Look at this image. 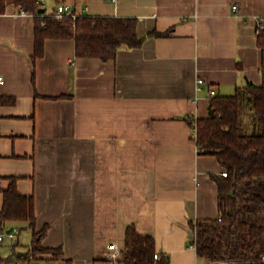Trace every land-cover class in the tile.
I'll use <instances>...</instances> for the list:
<instances>
[{"label": "crops", "instance_id": "obj_1", "mask_svg": "<svg viewBox=\"0 0 264 264\" xmlns=\"http://www.w3.org/2000/svg\"><path fill=\"white\" fill-rule=\"evenodd\" d=\"M42 1L52 13L55 1ZM66 3L78 15L137 18L140 36L169 35L108 61L48 38L34 58L35 15L15 4L0 13L2 189L17 178L33 196L36 229L48 226L43 245L71 264H108L107 245H121L129 225L153 236L170 264H206L190 224L218 216L214 176L224 168L200 152L188 117L210 115V88L234 95L262 82L264 0ZM3 201L0 192V211Z\"/></svg>", "mask_w": 264, "mask_h": 264}, {"label": "trees", "instance_id": "obj_2", "mask_svg": "<svg viewBox=\"0 0 264 264\" xmlns=\"http://www.w3.org/2000/svg\"><path fill=\"white\" fill-rule=\"evenodd\" d=\"M52 13H40L45 8L42 0H0V13L15 4L35 15L34 58L45 53L48 38L74 39L76 56L98 57L104 61L114 59L122 47H141L148 36H166L167 32L151 31L138 34V19L134 17L92 16L79 14L58 19L55 11L66 0H54ZM76 13V10L73 9ZM259 44L264 52V29L259 30ZM262 82L247 85L234 95H216L210 98L214 115L190 116L197 123L194 139L203 154L214 155L227 171V176H214L218 184L219 211L216 218H203L191 222L195 233L194 244L200 259L207 264H264V56L261 66ZM251 116L252 124L244 117ZM244 116V117H243ZM0 192L4 194L0 211V229L14 221H29L33 238L29 250L13 252L1 260L30 262L42 259L43 254L61 258V247L43 245L48 226L36 229L33 196L18 191L16 177ZM156 240L142 235L129 225L121 244L120 264H170L169 257L157 254ZM69 262V261H68Z\"/></svg>", "mask_w": 264, "mask_h": 264}, {"label": "built area", "instance_id": "obj_3", "mask_svg": "<svg viewBox=\"0 0 264 264\" xmlns=\"http://www.w3.org/2000/svg\"><path fill=\"white\" fill-rule=\"evenodd\" d=\"M22 12H25L22 7H20ZM235 9H238L237 6H235ZM56 17L60 20L66 15L72 16L74 19L77 18L78 14L73 11V8L68 3H62L59 4L56 11H55ZM264 29V23L259 24V30ZM6 82V79L3 74L0 73V84H4ZM205 80L203 78L198 79V87L201 89V87L204 85ZM210 98L217 95V90L215 88H210L209 91ZM195 130L194 135H197V123H194ZM0 134H2V131L0 130ZM223 176H227L228 173L226 170L222 171ZM21 230L18 227H12L9 230L0 229V245L5 242L6 238H10L12 240H17L18 235L20 234ZM121 257V245L117 241H112L107 245V253L106 258L108 261V264H120L119 259ZM156 258H159V254L157 253L155 255ZM262 258L264 260V255H262ZM0 264H71L67 262L66 260L62 258H44L39 260H32L30 262H22L18 260H1L0 258Z\"/></svg>", "mask_w": 264, "mask_h": 264}, {"label": "rangeland", "instance_id": "obj_4", "mask_svg": "<svg viewBox=\"0 0 264 264\" xmlns=\"http://www.w3.org/2000/svg\"><path fill=\"white\" fill-rule=\"evenodd\" d=\"M45 3H47V2H45ZM244 120H245V123H248L249 126H251L252 119H251L250 115L245 116ZM10 224H13L11 226L18 227L21 230V232L18 235L17 240H12L10 238H6L5 242H3V244L1 245L2 246L1 247L2 254H4V255L10 254L12 252L13 245L15 243L18 244L17 250H20V251L29 250L31 242H32V238H33V231L29 227L28 223L26 221H16V222H10Z\"/></svg>", "mask_w": 264, "mask_h": 264}, {"label": "water", "instance_id": "obj_5", "mask_svg": "<svg viewBox=\"0 0 264 264\" xmlns=\"http://www.w3.org/2000/svg\"><path fill=\"white\" fill-rule=\"evenodd\" d=\"M46 11V8H41L39 10L40 13H44ZM246 85V81H244V86ZM210 114L211 115H214V110L213 109H210Z\"/></svg>", "mask_w": 264, "mask_h": 264}]
</instances>
